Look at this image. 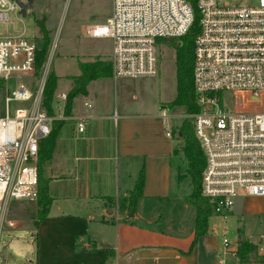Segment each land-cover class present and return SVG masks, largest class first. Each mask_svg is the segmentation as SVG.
Here are the masks:
<instances>
[{
    "label": "built area",
    "instance_id": "obj_1",
    "mask_svg": "<svg viewBox=\"0 0 264 264\" xmlns=\"http://www.w3.org/2000/svg\"><path fill=\"white\" fill-rule=\"evenodd\" d=\"M195 4L199 30L192 80L200 108L187 116L205 157L201 194L211 203L212 216H220L239 193L264 196V110L247 106L252 99L264 98V0H195ZM17 10L14 0H0V21ZM193 19L188 0H113L106 22L86 26V33L111 40V76L140 78L157 73L161 40L169 42L189 33ZM36 53L34 38L0 37V78L36 74ZM49 66L47 58L36 93L20 85L3 100L0 231L4 224L15 226L14 221H4L11 198L36 199L39 143L50 134L55 120L65 118L66 93H59L52 104L61 112L54 109L49 114L42 105ZM235 96L243 98V106L229 107ZM13 101L27 106L12 108ZM173 116L161 108L163 124ZM75 121L76 131L83 133L87 117L77 116ZM222 235L217 264H228V255H236L237 241ZM252 243L257 255H264V232Z\"/></svg>",
    "mask_w": 264,
    "mask_h": 264
},
{
    "label": "crops",
    "instance_id": "obj_2",
    "mask_svg": "<svg viewBox=\"0 0 264 264\" xmlns=\"http://www.w3.org/2000/svg\"><path fill=\"white\" fill-rule=\"evenodd\" d=\"M137 79L91 80L63 119L42 165L52 204L34 230L39 247L32 264H217L219 236L226 234L222 221L210 225L208 219L206 233L195 239L190 192L173 190L175 148L171 138L155 131L163 123L156 109L136 103ZM77 116L87 117L83 133L76 131ZM141 167L143 193L129 209ZM227 259L264 264L239 262L232 254Z\"/></svg>",
    "mask_w": 264,
    "mask_h": 264
},
{
    "label": "rangeland",
    "instance_id": "obj_3",
    "mask_svg": "<svg viewBox=\"0 0 264 264\" xmlns=\"http://www.w3.org/2000/svg\"><path fill=\"white\" fill-rule=\"evenodd\" d=\"M33 2L34 8L28 10L25 17L17 10L10 12L7 21H0V37L24 36L36 39L39 37V31L35 25V19H44L51 37L49 67L59 76L54 93V99H56L59 93H67L70 86L69 77L77 72L78 61H90L97 56L110 59L111 40L108 37L89 36L86 33V26L106 22L111 15L113 0H56L51 13L45 9L48 0H33ZM157 55V73L153 76L140 77L134 81L140 90L136 103L142 105L144 110L156 109L159 115H161L159 106L162 105L168 114L176 115L171 117L166 124L162 123L161 131L155 126V131L171 138L173 147L178 151L171 157L172 172L176 182L173 190L190 192V178L188 176L180 178L181 180L178 178L179 172L185 173L186 163L180 152L182 141L175 134V130L184 118H188V114L181 106H169V102L176 95L174 49L166 40H161L157 45ZM39 83L40 77L37 74H13L6 79L0 78V114L5 96L11 95L12 91L20 85L25 86L34 94L38 90ZM229 102V107L243 106L241 96H235L229 99ZM26 106L27 102H11L12 108ZM247 106L264 110V98L252 99V103ZM54 109L57 113L61 112V109L57 110V107ZM167 131L171 135L167 136ZM35 208L34 201L13 198L9 200L4 213V221H14L15 226L7 227L4 224L0 231V264H2L1 251L5 245L7 249L3 264H23L32 261L35 257V243L32 235L34 230L32 216ZM217 216L213 215L209 218V224H215L220 219L221 228L226 231L225 236L230 240L233 241L238 234L256 239L260 233L264 232V196L239 193L229 211L220 215L219 218ZM222 238L223 235H220L218 241L220 246ZM36 244L38 249L39 235Z\"/></svg>",
    "mask_w": 264,
    "mask_h": 264
},
{
    "label": "trees",
    "instance_id": "obj_4",
    "mask_svg": "<svg viewBox=\"0 0 264 264\" xmlns=\"http://www.w3.org/2000/svg\"><path fill=\"white\" fill-rule=\"evenodd\" d=\"M191 3L194 19L191 31L179 38H174L168 43L174 49L175 59V77H176V95L169 102V106H181L185 113L191 114L199 110L196 102V95L193 88L192 68H193V46L195 36L198 33V20L195 0H188ZM35 25L39 31L36 53V74H41L48 58L51 47V37L49 30L45 26L44 19H35ZM79 74L70 76V87L66 93L63 113L68 116L72 110L73 102L77 96L87 93V86L91 80L110 76L111 64L108 60H102L99 57L91 61H78ZM58 76L49 68L42 92V105L49 114H54L52 106L54 101V93L57 85ZM63 124L62 119L53 122L50 134L43 138L39 143V155L37 161V197L35 200L36 208L32 216V225L34 230L37 229L39 223L47 216L52 204V197L48 193V179L42 177V165L51 157L53 152L57 134ZM175 134L182 141L180 152L186 163L185 173H178V178L185 176L190 178V200L195 208L194 232L195 239L206 233L208 228V219L212 216L211 203L201 194V174L205 165V157L201 149V145L195 136L193 125L189 118H184L180 123ZM177 154L176 149L173 150ZM180 179V180H181ZM144 188V169L140 168L135 180L133 188L130 190L127 201L129 209H134L136 202L142 196ZM29 201V200H28ZM33 230V239L36 248V232ZM236 257L239 262H264V255H257L255 246L246 237L238 234Z\"/></svg>",
    "mask_w": 264,
    "mask_h": 264
},
{
    "label": "water",
    "instance_id": "obj_5",
    "mask_svg": "<svg viewBox=\"0 0 264 264\" xmlns=\"http://www.w3.org/2000/svg\"><path fill=\"white\" fill-rule=\"evenodd\" d=\"M18 6H19V14H21L23 17H25L27 15V11L28 10H32L34 8V2L33 0H26V1H22V0H14ZM56 0H48L47 6L45 7V9L51 13L52 12V6L54 4ZM66 175H62V177H65ZM132 214V212L130 213ZM7 249V245H5L2 248L1 251V258H2V264L4 263V256H5V251ZM23 264H32V261L30 260L27 263H23Z\"/></svg>",
    "mask_w": 264,
    "mask_h": 264
},
{
    "label": "flooded vegetation",
    "instance_id": "obj_6",
    "mask_svg": "<svg viewBox=\"0 0 264 264\" xmlns=\"http://www.w3.org/2000/svg\"><path fill=\"white\" fill-rule=\"evenodd\" d=\"M26 1V0H25Z\"/></svg>",
    "mask_w": 264,
    "mask_h": 264
}]
</instances>
